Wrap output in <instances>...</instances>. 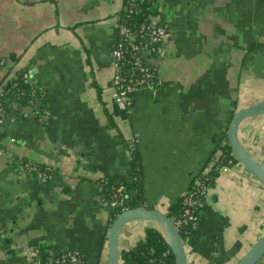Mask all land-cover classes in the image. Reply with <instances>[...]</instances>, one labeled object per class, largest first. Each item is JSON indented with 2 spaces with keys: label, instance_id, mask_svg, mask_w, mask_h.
Masks as SVG:
<instances>
[{
  "label": "crops",
  "instance_id": "1",
  "mask_svg": "<svg viewBox=\"0 0 264 264\" xmlns=\"http://www.w3.org/2000/svg\"><path fill=\"white\" fill-rule=\"evenodd\" d=\"M125 4L0 0V85L21 71L51 109L46 119L14 108L1 124L0 264H32L26 249L40 245L105 264L109 205L97 181L134 182L132 141L146 203H174L221 150L236 111L264 100V0H160L172 36L157 61L159 84L120 109L112 52ZM238 136L264 165V115L247 119ZM21 159L57 173L42 181ZM263 198L264 186L240 162L221 171L184 238L188 263L236 264L264 231ZM141 224L125 225L120 249L133 245L127 235Z\"/></svg>",
  "mask_w": 264,
  "mask_h": 264
},
{
  "label": "trees",
  "instance_id": "2",
  "mask_svg": "<svg viewBox=\"0 0 264 264\" xmlns=\"http://www.w3.org/2000/svg\"><path fill=\"white\" fill-rule=\"evenodd\" d=\"M127 1V0H126ZM141 8H143L141 16L144 17L148 13L159 15V5L158 3L152 4L153 0H139ZM139 16V18L141 17ZM3 59H0V63ZM6 66V62L1 64V68ZM121 72H124L122 70ZM9 73V72H8ZM8 74L5 75L4 79H8ZM4 84L0 85V116L4 113L10 112L12 109L21 110L24 107H30L33 114L44 115L46 110L51 111L46 97L43 92L39 89L35 93V84L30 83L26 77L25 73L17 71L10 77ZM3 112V113H2ZM6 133L0 124V147L5 148L6 144L4 142ZM131 151V162L133 166L134 182L132 184H126L122 181L112 179L109 177L100 178L97 181L99 188L100 198L106 202H111L114 200H120L118 194L120 193L118 188L123 186V200L117 207H109V226L116 217L126 208H131L135 206L147 205L152 207L154 205L147 204L145 201V190H144V178L143 169L141 164L140 155L137 146L132 144L130 146ZM222 153L220 157L214 162V166L210 171H206L207 166L204 171L196 177L192 182L190 188L180 196L177 201L170 203L167 206V214L174 221L182 219L184 222L180 225L179 230L185 238L189 231L185 228V223L187 215L185 214L186 209L190 210L192 215H197L201 207L203 206V199L205 195L214 188L217 178L221 173L223 167H228L236 164L238 159L232 153V149L228 143L227 135L221 147ZM211 161V160H210ZM209 161V162H210ZM28 164V166H26ZM209 164V163H208ZM20 166L26 172L30 173V166H36L39 172L43 174L51 175L52 177L57 173V169L42 163H37L34 161H29L26 159L20 160ZM50 177L48 180H50ZM47 180V181H48ZM202 187L204 189H202ZM135 191L137 198L134 200L131 193ZM192 194L193 198L198 199L196 204L189 205L186 202L189 195ZM40 253L37 257V264H83L85 260V255L80 250L70 249L71 251H77L79 253V261H72L70 255L68 254V249H62L58 247H52L48 245L38 246ZM120 264H175L174 255L166 241L163 233L158 226L153 223H149L144 230V235L135 239V242L130 247H125L120 249Z\"/></svg>",
  "mask_w": 264,
  "mask_h": 264
},
{
  "label": "built area",
  "instance_id": "3",
  "mask_svg": "<svg viewBox=\"0 0 264 264\" xmlns=\"http://www.w3.org/2000/svg\"><path fill=\"white\" fill-rule=\"evenodd\" d=\"M160 0H153L152 4L159 5ZM139 0H127L123 9L119 12L117 18V42L113 49L112 66L114 74L111 79V85L113 89V98L117 106L128 111L132 105V96L140 89L150 88L155 89L159 84V65L157 61L163 58L167 53V45L172 36V31L166 23L160 20L159 15L148 13L144 17L141 15L143 8H141ZM139 16H141L139 18ZM3 60L0 63L3 64ZM124 70V72H121ZM27 77V75H25ZM32 90L33 93L39 90V87L35 86ZM3 113V112H2ZM51 111L46 110L43 118H48ZM6 113L0 116V124L3 123V119ZM134 143V141H132ZM222 150L218 151L209 162L206 171H210L214 166V162L220 157ZM28 166V164H26ZM226 169L223 167L221 171ZM30 173H36L37 177L42 181H47L51 175L43 174L39 172L36 166H30ZM103 179V178H102ZM123 186H120L117 191L120 193L118 197L120 200H114L106 202L109 207H117L122 202L123 198ZM202 189H204L202 187ZM186 202L189 205L196 204L198 199L193 198L192 194L189 195ZM167 203L159 206H155L167 213ZM127 209V208H126ZM124 209V210H126ZM123 210V211H124ZM185 214L187 219L185 220V228L194 227L197 223V215H192L189 209H186ZM137 221V220H136ZM141 221V226L132 230V234L127 235L130 238H138L144 235V230L149 221ZM175 224L180 227L184 222L182 219L174 221ZM131 223V222H130ZM189 231V230H188ZM67 249V248H66ZM40 253L38 247L26 249V255L30 258L32 264H37V257ZM68 254L72 261H79V253L77 251H71L68 249ZM260 264H264V257L260 260ZM258 263V264H259ZM52 264V263H50Z\"/></svg>",
  "mask_w": 264,
  "mask_h": 264
},
{
  "label": "water",
  "instance_id": "4",
  "mask_svg": "<svg viewBox=\"0 0 264 264\" xmlns=\"http://www.w3.org/2000/svg\"><path fill=\"white\" fill-rule=\"evenodd\" d=\"M264 115V100L239 108L227 130V140L232 153L264 186V165L240 142L239 129L247 119ZM147 220L158 226L174 255L175 264H189L184 238L174 220L165 211L147 205L135 206L122 211L109 226L107 259L105 264H120V234L130 222ZM264 257V234L244 253L236 264H258Z\"/></svg>",
  "mask_w": 264,
  "mask_h": 264
},
{
  "label": "rangeland",
  "instance_id": "5",
  "mask_svg": "<svg viewBox=\"0 0 264 264\" xmlns=\"http://www.w3.org/2000/svg\"><path fill=\"white\" fill-rule=\"evenodd\" d=\"M262 201L264 202V198H263V200H262ZM263 205H264V204H263ZM263 207H264V206H263ZM263 212H264V209H263ZM262 234H264V231H263V232H261V235H262ZM261 235H259V236H258V238H259ZM258 238H257V239H258ZM253 244H254V243H253ZM253 244H252V245H253ZM252 245H250V247H251ZM259 264H260V263H259Z\"/></svg>",
  "mask_w": 264,
  "mask_h": 264
}]
</instances>
